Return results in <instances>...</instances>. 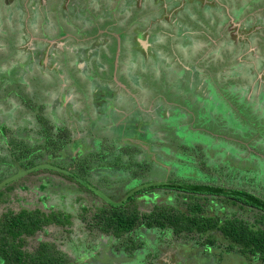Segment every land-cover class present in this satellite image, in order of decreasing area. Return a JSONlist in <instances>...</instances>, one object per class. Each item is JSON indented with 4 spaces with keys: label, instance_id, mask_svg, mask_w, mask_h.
<instances>
[{
    "label": "rangeland",
    "instance_id": "374dc122",
    "mask_svg": "<svg viewBox=\"0 0 264 264\" xmlns=\"http://www.w3.org/2000/svg\"><path fill=\"white\" fill-rule=\"evenodd\" d=\"M25 3L0 0V126L9 141L17 127H67L37 152V163L52 151L48 162L102 197L51 172H38L37 181L52 184L39 191L25 160L13 161L0 143V184L11 200L0 198V218L6 206L16 213L56 206L90 219L145 182L189 180L264 199V0H38L37 26L20 17L31 13ZM33 137L20 140L36 146L47 138ZM149 200L185 208L178 192L159 190L137 197L141 213L155 210ZM218 200H201L208 215L259 214ZM75 224L70 233L47 226L28 246L48 241L73 264H97L94 254L104 249L120 264H216L207 245L173 229L143 226L115 238Z\"/></svg>",
    "mask_w": 264,
    "mask_h": 264
},
{
    "label": "trees",
    "instance_id": "16d2710c",
    "mask_svg": "<svg viewBox=\"0 0 264 264\" xmlns=\"http://www.w3.org/2000/svg\"><path fill=\"white\" fill-rule=\"evenodd\" d=\"M3 89L9 90L10 88L5 86ZM27 103L30 104L31 101ZM42 124L43 127L36 132L32 131V129L28 130L25 127H17L13 132L15 136H13L14 139L12 141L8 140L9 129L4 125L0 126V143L3 146L5 145L4 148L8 150L5 154L10 155L13 161H16V158L24 159L25 164L23 166L26 167L28 175L34 178L37 177L39 171L42 172L40 177L46 172H51V174L59 175L58 177L63 175V178L72 179L77 184V187H84L83 178L63 167L58 169V164L48 162L51 157L49 153L52 151H49L47 154L48 160L46 162L37 163L42 157L37 152L40 151L41 153L42 149L47 151L48 146L55 145V142L60 141L61 137L64 138L67 135L66 132L69 130L67 127L64 130L62 128H55L53 130L51 126L46 127L45 122H42ZM55 130L56 134H52L51 132ZM26 132L27 137L41 134L46 135L47 138L43 142L39 139L36 146H30L32 139L35 137L30 139L28 144L20 140V137L26 135ZM4 148L0 147V153L2 150L3 152L5 151ZM2 157L1 160L3 159ZM229 165L235 167L233 162L229 163ZM1 171L3 172V170ZM19 178H21V175L19 170H16L12 174L11 179L17 182ZM50 182L48 179H40L39 181H37V178L35 179V185H38V190L41 192L52 188ZM187 182H145L128 192L125 199L110 203V208H101L90 219L84 217L78 218L70 215V213H64L63 209L56 206L49 207L48 212H43L37 208L32 211L21 208L18 213L8 209L6 206V210L3 211L0 218V263L73 264V261H69L68 256L65 254L60 253L57 255L59 252H57L52 243L37 240V244L29 247L28 240L29 238L32 239L31 237L46 234V227L51 225L63 228V232L66 227L68 228L66 233H70L72 226L76 225L75 221H78V225L84 222L85 230H89V232L99 231L115 238L132 233L136 228L141 230L143 226H146L145 229L161 228L168 229L167 231L173 229L176 234L186 233L196 237L199 243L207 245L203 251L204 253L212 254L214 261L216 260V264H264V199L244 190L196 182L191 183L189 180ZM9 183L12 182H6V187H8ZM87 186L84 188L95 195L96 193L92 190L93 187H90L88 184ZM4 188L5 183H1L0 198H3L1 203L3 205L10 204L9 191L6 188L4 191ZM159 190H173L182 195L181 206H185L184 210L177 211L179 208H177L175 202L173 206L162 205L161 207H156L158 201L149 200L148 202L156 207L155 210L152 208V211L148 214L146 212L141 213L135 203L137 197L141 194H149ZM97 193L96 195L102 197L101 193ZM48 197H42L41 201L46 200ZM207 197H214L217 201L221 199L222 203L234 207L237 206L242 210H245V208H248V210L253 209L258 211L259 214H255L252 221H249V218L238 215L237 212H232L230 216L226 217L219 215L211 216L208 215L204 209V204L201 203V200L205 201ZM187 198H189L188 201ZM79 209L85 211L83 208ZM220 211L222 210L220 209ZM147 236L149 239H155V236L151 233H148ZM229 253H232L233 259L231 257L230 262H225L221 258V255ZM94 256L95 261L101 264H120L121 261V258H116L110 251L108 252V249H104L103 253L100 252V254L95 253ZM200 258L206 260L207 263L212 260L211 257H205L204 255L200 256ZM191 264H193V260Z\"/></svg>",
    "mask_w": 264,
    "mask_h": 264
},
{
    "label": "crops",
    "instance_id": "0c3cea01",
    "mask_svg": "<svg viewBox=\"0 0 264 264\" xmlns=\"http://www.w3.org/2000/svg\"><path fill=\"white\" fill-rule=\"evenodd\" d=\"M17 1V3H19L20 2V0H16ZM25 5L26 6H24L23 5V7L25 8V10L26 11H28V10H30L31 11V13H27V15H26V17L25 18H23V15H21L20 17L22 18V20L24 21L25 19H27V20H31V24H32V26H37L38 24H39V22L41 21V19H42V15H41V10L38 8V0H33V2H32V4H31V6H30V8H29V0H25ZM17 8V7H16ZM154 8V7H153ZM5 11H3V12H1L0 11V13H4ZM5 15H3V17L2 18H4V20L5 21H7L8 19H7V16H5ZM15 20H18V17L17 18H15ZM8 21H10V20H8ZM25 22V21H24Z\"/></svg>",
    "mask_w": 264,
    "mask_h": 264
},
{
    "label": "flooded vegetation",
    "instance_id": "af4514ba",
    "mask_svg": "<svg viewBox=\"0 0 264 264\" xmlns=\"http://www.w3.org/2000/svg\"><path fill=\"white\" fill-rule=\"evenodd\" d=\"M104 40V39H103ZM102 45V44H101ZM164 65H166L165 63H164ZM130 68V67H129ZM175 88H177V86H174ZM172 90H174V91H177L176 89H172ZM171 90V91H172ZM2 217V216H1ZM97 263V262H96ZM97 264H101V263H97Z\"/></svg>",
    "mask_w": 264,
    "mask_h": 264
}]
</instances>
